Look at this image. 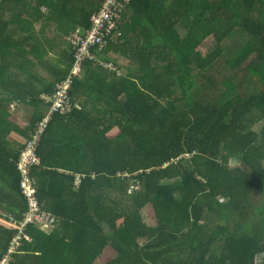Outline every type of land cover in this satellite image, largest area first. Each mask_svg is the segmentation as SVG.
<instances>
[{
  "label": "trees",
  "instance_id": "obj_1",
  "mask_svg": "<svg viewBox=\"0 0 264 264\" xmlns=\"http://www.w3.org/2000/svg\"><path fill=\"white\" fill-rule=\"evenodd\" d=\"M106 2L0 0V262L29 209L7 139L32 140L69 79L31 168L57 224L30 226L13 264H264V0H133L74 73Z\"/></svg>",
  "mask_w": 264,
  "mask_h": 264
},
{
  "label": "built area",
  "instance_id": "obj_2",
  "mask_svg": "<svg viewBox=\"0 0 264 264\" xmlns=\"http://www.w3.org/2000/svg\"><path fill=\"white\" fill-rule=\"evenodd\" d=\"M131 2L132 0H107L102 14L95 17L94 28L90 30L85 37L81 34L75 35L76 40H82V46L78 50L79 61L74 68V73H77L82 69V63L87 58L97 57L100 59L97 54L94 53L92 47L98 46V44H100L101 49H104V46L107 43L106 36L112 33L113 29L119 25L123 19L127 5H129ZM70 83L71 81L68 79L67 82L60 85V89L54 96L49 97L50 102L53 103L52 110L47 115V117L39 123L34 138L29 142L28 149L21 154L19 168L23 171L24 179L22 186L24 193L30 202V211L27 214L24 222L18 223L15 220L11 221L9 227L18 230L19 234L11 242V247L9 248V251L5 253L0 264H13L15 259L14 254L20 250L21 246H23L26 241H33V238L27 232V229L30 225H35L39 229L47 231L56 224V218L43 211L39 204L37 197V185L36 181L31 176V168L34 164L40 163L41 161L37 154V150L39 144L41 143L42 137L54 119V113H65L70 110Z\"/></svg>",
  "mask_w": 264,
  "mask_h": 264
},
{
  "label": "rangeland",
  "instance_id": "obj_3",
  "mask_svg": "<svg viewBox=\"0 0 264 264\" xmlns=\"http://www.w3.org/2000/svg\"><path fill=\"white\" fill-rule=\"evenodd\" d=\"M25 12L27 13V14H30V10H28V8H26L25 7ZM212 41H213V38L212 37H210V38H208V39H205L204 40V42L199 46V50H201L203 53H207V51H208V46L212 43ZM112 55L113 56H115L117 59H118V61L119 62H121V64H122V66H129V62H130V59L127 57V56H125L124 54H120V53H118V54H115V53H112ZM118 62V63H119ZM118 65H120V64H118ZM124 71H121L122 73L123 72H127V70L128 69H126V68H122ZM182 84H183V86H184V88L186 89V91L188 92L189 91V86H188V84H187V79H186V77H182ZM190 84V83H189ZM26 109V108H25ZM21 110V111H20ZM25 111L24 110V107L22 108H20L19 110H15V107L14 106H10L9 108H8V111H9V113H11V115H14V121L13 122H16L17 124L18 123H20V122H23V118L21 119L20 117H16L15 118V114H17V111H20V113H19V115H23V113H25V112H23V111ZM25 121V120H24ZM262 126H264V122H260L256 127H255V129L257 130V131H259V130H261V128H262ZM234 162L236 161V160H233ZM144 215H145V218L148 220V222H152V223H156V219H155V216H154V214H153V212H152V210L150 209V210H144ZM123 222V221H122ZM121 222V223H122ZM0 223H2V224H4L5 223V219L4 218H2L1 216H0ZM5 227L6 228H9V226L8 225H5ZM115 255H116V251L113 249V248H108L107 250H106V253L104 254V256L103 257H101L98 261H97V264H104V263H106V262H108L109 260H112L114 257H115Z\"/></svg>",
  "mask_w": 264,
  "mask_h": 264
},
{
  "label": "crops",
  "instance_id": "obj_4",
  "mask_svg": "<svg viewBox=\"0 0 264 264\" xmlns=\"http://www.w3.org/2000/svg\"><path fill=\"white\" fill-rule=\"evenodd\" d=\"M36 23V28L38 29V30H40V29H42V24H43V21H40V22H35ZM115 54H118V53H115ZM121 54V53H120ZM115 57V56H114ZM115 59H117L116 57H115ZM117 61H118V59H117ZM119 62V61H118ZM119 64L122 66V64H121V62H119ZM126 68V69H128V66H122V68ZM21 107H15V110H19ZM23 108V107H22ZM24 110L25 111H23V112H25V113H23V115H19V113H20V111H17V114H15V118L16 117H22L21 119L23 120V122H20V123H18V125L21 127V128H24V127H26L27 125H28V120H27V110L24 108ZM14 115H12V118H11V120L12 121H14ZM25 120V121H24ZM16 123V122H15ZM17 124V123H16ZM119 133V129H117V130H115L114 132H113V134H118ZM25 139H27V138H25V137H23L21 134H19V133H17V132H13L9 137H8V139H7V141L11 144V146H12V148L14 149V148H18L19 147V145H23L24 143H25V141H27V140H25ZM6 193H9V191H6ZM10 203H12V202H10ZM4 213H6V214H4ZM5 215H7V212H3V211H1L0 210V216L2 217V218H5Z\"/></svg>",
  "mask_w": 264,
  "mask_h": 264
},
{
  "label": "bare ground",
  "instance_id": "obj_5",
  "mask_svg": "<svg viewBox=\"0 0 264 264\" xmlns=\"http://www.w3.org/2000/svg\"><path fill=\"white\" fill-rule=\"evenodd\" d=\"M132 1H133V0H132ZM131 4H132V2H131L129 5H127V7L130 6ZM127 7H126V8H127ZM103 8H104V6L101 8L100 13L96 14V16H99V15L102 14ZM96 16H95V17H96ZM122 20H123V19H122ZM122 20H121V22H122ZM121 22H120V23H121ZM93 23H94V25H95V18H94V22H93ZM120 23H119V25H120ZM93 28H94V26H93ZM98 49L100 50V52L103 51V49H100V48H98ZM96 54H97V56H98L99 58H101V56H100L99 53H96ZM30 141H32V140H30ZM30 141H28V140L25 141L24 145H26V148H24L25 150H23V152H25V151L28 149V145H29V142H30ZM41 141H42V140H41ZM39 146H40V144H39ZM38 150H39V147H38ZM38 150H37V154H38ZM23 152H22V153H23ZM38 156H39V155H38ZM39 158H40V160H41L40 163L34 164L33 166H35V165H39V164L42 163V158H41L40 156H39ZM20 159H21V156H20ZM19 161H20V160H19ZM33 179L36 181V185H37V180H36L35 178H33ZM78 181H79V179H78V180L76 179V183H78ZM22 187H23V186H22ZM37 193H38V189H37ZM24 194H25V193H24ZM25 196H26V195H25ZM26 197H27V196H26ZM37 197H38V196H37ZM27 199H28V197H27ZM28 201H29V199H28ZM38 201H39V199H38ZM39 204H40L42 210L45 211V212H47L46 210L43 209V207H42V205H41L40 202H39ZM29 211H30V202H29V209H28L27 212L24 214V218H25V219H26V216H27V214L29 213ZM47 213H48V212H47ZM49 214H50V213H49ZM50 215H51V214H50ZM9 218H10L11 221L15 220V218H12V217H10V216H9ZM25 219H24L23 221H17V222H18V223H22V222L25 221ZM15 221H16V220H15ZM56 224H57V223H56ZM30 226H35V225H30ZM30 226H29V227H30ZM55 226H56V225H55ZM55 226H54V227H55ZM29 227H28V229H29Z\"/></svg>",
  "mask_w": 264,
  "mask_h": 264
},
{
  "label": "clouds",
  "instance_id": "obj_6",
  "mask_svg": "<svg viewBox=\"0 0 264 264\" xmlns=\"http://www.w3.org/2000/svg\"><path fill=\"white\" fill-rule=\"evenodd\" d=\"M8 229H10V227ZM27 242H29V241H27ZM30 242H32V241H30Z\"/></svg>",
  "mask_w": 264,
  "mask_h": 264
}]
</instances>
